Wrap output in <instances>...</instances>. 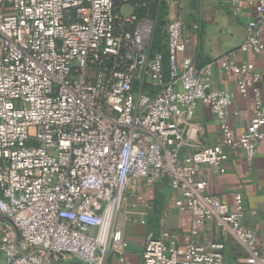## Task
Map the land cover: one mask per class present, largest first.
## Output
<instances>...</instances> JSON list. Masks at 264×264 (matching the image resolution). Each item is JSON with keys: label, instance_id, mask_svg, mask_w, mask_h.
<instances>
[{"label": "built area", "instance_id": "1", "mask_svg": "<svg viewBox=\"0 0 264 264\" xmlns=\"http://www.w3.org/2000/svg\"><path fill=\"white\" fill-rule=\"evenodd\" d=\"M154 2L0 0V264H110L112 255L129 264L123 210L138 180H169L194 231L206 223L218 231L209 244L183 248L168 230L150 234L140 264H226L229 236L249 264H264L260 239L243 223L242 193L231 209L198 178L203 166L225 172L237 151L247 161L264 151L262 75L252 61H236L237 50L201 66L184 56L181 16L154 49L161 11H139ZM129 3L134 11H119ZM230 3L258 15L238 50L264 52V0ZM216 66L253 99L240 133L231 94L213 87ZM200 103L216 118L218 143L201 141ZM191 143L197 149L185 152Z\"/></svg>", "mask_w": 264, "mask_h": 264}, {"label": "crops", "instance_id": "2", "mask_svg": "<svg viewBox=\"0 0 264 264\" xmlns=\"http://www.w3.org/2000/svg\"><path fill=\"white\" fill-rule=\"evenodd\" d=\"M119 11L129 14L134 11L132 3L121 4ZM139 11H161L159 17L164 26L181 16L185 21L184 36L188 46L184 56L194 59L199 66L236 51V61L250 60L262 75L259 83L264 97V52H241L240 45L247 37V25L257 18L253 6L246 5L239 13L231 7L230 0H155ZM261 37L264 41V18L260 21ZM213 87L228 91L232 96L231 112L235 131L240 133V122H247L253 112L254 102L251 97L239 94L233 76L220 67L214 68ZM195 121L203 126L200 134L202 143H218L220 131L215 116L210 108L200 103L195 114ZM197 144H189L185 152H193ZM199 179L207 182L206 192L218 196L231 209L235 208V196L242 193L244 199L243 223L253 230L261 241L264 253V151L251 161L237 151L232 154L225 172L217 174L203 166ZM181 191L174 188L169 180L148 184L143 180L134 181L126 196L123 214L127 217L124 224V236L129 244L126 258L129 264H140L147 237L153 234L162 236L164 230L174 233L179 247L183 248L193 240L209 244L218 231L211 223H206L197 233L194 231V218L191 212L176 201ZM131 218L132 220H128ZM169 242V239H166ZM1 242V233H0ZM224 257L226 264H249L247 251L233 237L225 239ZM2 254L0 252V260ZM110 264H127L119 261L116 255L109 258ZM74 264H82L74 262Z\"/></svg>", "mask_w": 264, "mask_h": 264}, {"label": "trees", "instance_id": "3", "mask_svg": "<svg viewBox=\"0 0 264 264\" xmlns=\"http://www.w3.org/2000/svg\"><path fill=\"white\" fill-rule=\"evenodd\" d=\"M159 24H158V29L156 30V42L154 43V49H157L161 43V41L164 38V32H163V27L165 22H161V18L159 17Z\"/></svg>", "mask_w": 264, "mask_h": 264}]
</instances>
